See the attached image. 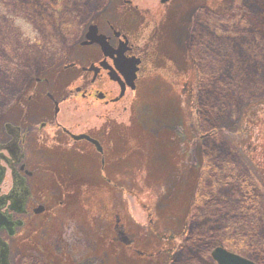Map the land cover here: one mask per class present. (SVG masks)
Wrapping results in <instances>:
<instances>
[{"label": "rangeland", "instance_id": "374dc122", "mask_svg": "<svg viewBox=\"0 0 264 264\" xmlns=\"http://www.w3.org/2000/svg\"><path fill=\"white\" fill-rule=\"evenodd\" d=\"M87 1L89 7L104 6L94 14L101 29L108 32L109 21L135 37L144 58L137 89L129 90L111 121L99 116L104 107L98 100L94 105L82 98L61 104L58 118L63 124L80 123L78 131L89 130L103 138L105 166L90 143L66 140L65 135L61 139V131L50 124L53 106L44 93L28 99L36 76L49 79L56 85L58 91L52 89L57 96L65 97L64 86L82 71L64 66L78 56L87 59L96 54L92 47L66 43L73 33L63 26L70 19L78 27L85 15L77 10ZM101 1L0 0V133L7 138L6 122L29 132L33 149L25 150V161L35 173L29 180V211L20 216L24 225L14 236L5 235L10 263L166 264L184 246L180 252L188 253L185 264H216L212 251L221 245L264 264V173L259 167L264 168V49L246 66L256 81L240 97L246 100L232 99L239 111L229 117L219 110L223 118L215 120L227 151L241 158L237 166L234 158L225 155L245 181L230 190L246 210L236 207L222 212L226 217L228 211L239 214L237 225L231 223L229 228L231 239L209 234L205 225L192 228L191 224L207 140L198 120L197 97L202 88L190 71L189 39L199 8L233 17L237 0H170L166 4L133 0L131 6L124 0ZM257 1L263 11L258 26L264 44V0ZM144 10H149V16ZM142 31L144 38L139 39ZM248 43L237 57L251 51ZM60 50L63 53L52 66ZM187 80L192 83V96L183 88ZM222 96L215 92L213 98L222 104ZM43 120L48 126L41 131ZM214 193L217 198L223 195ZM249 193L257 197L252 206L247 204L254 199L245 201ZM217 203L211 206L213 213ZM40 204L45 211L33 212ZM227 204L220 206V212ZM117 225L124 228L123 236ZM125 238L131 242L125 243Z\"/></svg>", "mask_w": 264, "mask_h": 264}, {"label": "trees", "instance_id": "16d2710c", "mask_svg": "<svg viewBox=\"0 0 264 264\" xmlns=\"http://www.w3.org/2000/svg\"><path fill=\"white\" fill-rule=\"evenodd\" d=\"M89 5L88 1L82 5V8L85 9L82 11V14L85 17L93 10L94 6L89 7ZM259 5L257 0H237L233 17L218 15L210 9L202 8L196 15V23L190 39V71H192L193 81L202 88L197 97L199 101L197 105L198 120L200 130L204 133L205 140H207L205 142L206 150L204 151L207 153L205 154V163L197 190V201L194 203L195 208L192 213L194 218L191 224L192 228L193 225H205L206 231L209 234L215 232L223 237H228V239L232 238V235L229 233V228H232L231 223L237 225L239 214L228 211V216L226 217L227 214L225 215L222 212H226L231 208L234 210L236 207L239 210H246L245 203H242L240 198L237 197L236 192L230 190L232 185L236 183L244 184L245 181H243V177L241 178L238 175L239 172L237 171L238 164H241V158L227 151L226 142L220 140L216 131L217 123L215 120L223 118L219 116V110L224 113L227 112L229 117L237 113L239 107L236 104L237 102L232 99L237 96L239 100L240 97L246 94L245 88L248 89V86L256 83L254 78L247 73L250 71V68L246 66L264 49L261 27L258 26L261 18L260 15L263 12ZM99 7L96 9H99ZM85 12L88 13L85 14ZM70 21V19H66L63 23L66 30L73 33V35L68 36L70 38L66 42L68 44L72 43L71 39H74L77 35L74 31H78L81 25L80 22L77 27L74 22L72 24L69 23ZM69 38L63 39L67 40ZM247 43L248 48L252 47L251 51L245 53L243 57H241L242 55L237 57V54L244 53L241 49ZM259 61L260 59L257 62ZM215 92H222V98H224L221 101L222 104H220V100L213 98ZM211 155L212 157H210ZM225 155L228 158H234L232 161L236 162L237 166L230 165L231 163L227 161L228 158ZM234 172L237 173V176L233 175ZM215 191H219V195H223L217 198V195L214 193ZM224 197L228 198V204L225 205L226 209L220 212V206L227 203L225 200L223 201ZM248 200L253 201L247 204V206L257 203V197L252 198L251 193L245 199V201ZM198 201L201 202L199 206L197 205ZM217 201L219 204L217 203L218 206L213 213L211 206ZM200 206L202 207L197 210ZM211 222H214L215 225H210L209 223ZM184 233L185 235L187 234L188 238V228L184 230ZM205 244L209 245L208 243ZM183 247L181 246L166 264H185L184 260L188 258V253L185 250L180 252Z\"/></svg>", "mask_w": 264, "mask_h": 264}, {"label": "flooded vegetation", "instance_id": "af4514ba", "mask_svg": "<svg viewBox=\"0 0 264 264\" xmlns=\"http://www.w3.org/2000/svg\"><path fill=\"white\" fill-rule=\"evenodd\" d=\"M102 1L104 2L105 0ZM132 1L133 0H124L123 2H125V4L128 6H131L133 5ZM169 1L170 0H159L161 4H166ZM98 6H100L99 9H96ZM98 6H94L93 10L87 14V17H81V25L77 31V36L71 43V45L79 43V45L82 47H92L93 50L96 51V54L94 53L92 57L87 59H84L83 56H78V61L73 60L64 66L66 69H76L79 67L82 71V74L85 76L79 74L75 80L64 86L66 88L65 97L57 96L56 92L58 90L55 88L56 85L54 84L53 86L49 79L36 76L34 77L35 85H31V88H29L30 94L28 95V99L32 101V99L37 96V93L41 92L44 93L46 98L50 100L53 106L50 124L55 125L54 129H56L57 132L61 131L60 134L62 140L64 138L63 136L65 135L66 140L68 139L73 142H82L84 144L90 143L96 150L97 145L95 143L87 138H77V136L83 134L88 135L89 137L97 140L101 147L103 146L101 143V139L103 138L100 137V135L96 136V134H93L89 130L78 131L77 128L80 126V123L71 125L69 124L68 126L63 124L58 118L61 114V104L67 100L74 101L82 98L84 102L91 100V105H94L96 100H98L103 103L101 106L104 107V112H102L103 114L101 113L102 115L99 114V116H102L105 121H111L113 119V115L115 114H113V111H117V109L120 107V104H123L128 98L127 96L129 90L135 91L137 89V84L135 83L140 77V72L142 71L144 64L143 56L138 53L140 51V44L136 43L135 37L125 33L124 31L122 32L120 28L116 27L109 21H107L109 31L107 32L101 29V25L94 20V14L101 11L104 6ZM140 7L141 6L139 4L135 3L136 9H140ZM202 8L199 9L201 10ZM84 10V8L79 7L77 12L80 13ZM144 11L146 12V15L149 16V10ZM86 13L87 12H85V14ZM66 17L68 18L67 15ZM93 25H95L97 29V32L95 31L94 34L92 33V30H90L91 26ZM100 34L105 36L104 44L107 45L105 48L104 45L98 41L92 42V36L97 37ZM142 34L143 35L140 36L139 39L144 36L145 31H142ZM62 53L63 50H60L58 51L57 55L54 56L55 60L51 64L52 66L55 61L60 59L59 56ZM82 61H84V63H82ZM135 62L137 63V70L135 72L136 80L134 81L135 88H132L129 84H127L128 82L126 75L123 71L128 72L129 69L131 70L133 68L132 64ZM79 63L81 65H79ZM183 83L184 90L186 92L188 91V93H190L192 96L191 81L187 80ZM52 88H55L56 92ZM126 108L127 107L125 106V109ZM47 126L48 121L43 120L40 122L41 131ZM4 133H6V139L4 138V135L0 133V216L3 218V220L8 221L9 225L2 226V228H0V239L8 244L10 262V243L9 240L6 239V236H14L17 232V229L24 225V221L20 218V216L27 214L29 211L28 205L32 197V190L29 180L33 178L35 173L25 161V150L33 149V144L30 140H28L30 136L29 132L26 130L23 131L21 126L18 124L6 122L4 126ZM98 137H100V139ZM100 154L102 155V166H105V157H103L104 147H102ZM259 167L264 173V168L261 165ZM7 183L8 188L6 187V190H4L3 188L7 185ZM41 207L42 211L36 212ZM43 211H45V207L42 204L33 208V212L35 213H42ZM117 222H119L118 219ZM117 228V230H119L123 227H119V225H117Z\"/></svg>", "mask_w": 264, "mask_h": 264}, {"label": "water", "instance_id": "95a60500", "mask_svg": "<svg viewBox=\"0 0 264 264\" xmlns=\"http://www.w3.org/2000/svg\"><path fill=\"white\" fill-rule=\"evenodd\" d=\"M90 30H92L93 34L95 33V31L97 32L95 25L91 26ZM88 37H89V35H88ZM104 37L105 36L102 34H100L97 37L92 36V42L98 41L102 45H104V48H105L107 45L104 44L105 43ZM136 64H137L136 62L133 63L132 64L133 68L131 70L129 69L128 72L123 71L124 74L126 75V79L128 82L127 84H129L132 88H135L134 81L136 80V73H135L137 70ZM77 138L89 139L90 141H92L93 143H95L97 145V149L99 151H102V147H100L99 142L97 140L89 137L88 135L83 134V135L77 136ZM39 211L40 212L42 211V207L39 210H37L36 212H39ZM8 225H9V222L6 220H3V218L0 216V228H2V226H8ZM118 233L123 236L125 232H124L123 228H121L118 230ZM124 240H126V241H124L125 243L131 242V241L127 240L126 238ZM212 256H213L214 260L217 262V264H256L254 261H252V260H250V259H248L242 255L234 253V252L224 248L223 246H218V247L214 248L212 251ZM0 264H10L8 244L5 241H3L2 239H0Z\"/></svg>", "mask_w": 264, "mask_h": 264}]
</instances>
